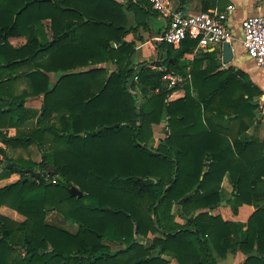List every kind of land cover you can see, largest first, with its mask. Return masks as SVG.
<instances>
[{
    "label": "trees",
    "instance_id": "obj_1",
    "mask_svg": "<svg viewBox=\"0 0 264 264\" xmlns=\"http://www.w3.org/2000/svg\"><path fill=\"white\" fill-rule=\"evenodd\" d=\"M125 1L0 0V166L11 160L9 172L41 170L0 186V207L24 216L0 212V264H170L165 255L214 264L238 248L248 253L240 264H264L262 89L244 70L221 67L214 52L215 67L195 60L190 81L168 87L163 74L194 50L192 38L173 62L164 59L167 69L147 62L135 71L128 14L131 3L144 13L151 4ZM23 77L25 87L13 91ZM40 96L39 108L26 104ZM163 118L165 136L148 144ZM32 143L43 148L39 162L5 151ZM71 183L84 194L71 195ZM221 200L234 213L243 204L254 209L244 221L215 212L220 204L205 210ZM51 209L77 230L48 222Z\"/></svg>",
    "mask_w": 264,
    "mask_h": 264
},
{
    "label": "crops",
    "instance_id": "obj_2",
    "mask_svg": "<svg viewBox=\"0 0 264 264\" xmlns=\"http://www.w3.org/2000/svg\"><path fill=\"white\" fill-rule=\"evenodd\" d=\"M173 5L182 9L187 13H194L203 8V0H172ZM126 2V1H123ZM209 8H218L225 10L229 5H233V10L229 13V25L234 32L235 39L232 41L234 49V58L228 63L222 62V43L210 44L204 49L194 50L192 52L187 51L182 56H176L175 71L186 74L188 71L191 73L193 62L200 60V67L204 69L206 67H215V62L212 61V52L215 53V58L220 62L221 67H228L233 65L235 68H239L248 73L253 83L258 85L262 89V94L259 96L260 110L259 117L262 119V123L259 124L260 136L264 135V68L256 64L254 59L250 57L244 47L241 44L242 28L241 20L251 14L264 12V0H207ZM132 4V10L128 16L130 18L131 25L134 29H131L126 34L125 38L129 41L135 42V51L132 56V67L135 71L144 63H157L163 61L169 56V61L173 62L172 56H175V52L180 46H174L170 51L169 47L162 44V41L158 39L163 30L167 27L169 18L159 14L151 6L147 7V13L144 10H140L135 3ZM133 8L139 9L137 15ZM139 19V20H138ZM17 42L19 41L18 38ZM171 55V56H170ZM165 66V65H164ZM192 77V75H191ZM190 77V78H191ZM190 81V80H188ZM166 121L165 118L158 124L154 125V135L151 142L158 140L165 136ZM255 130V125L250 126L243 132L242 136H250ZM222 186L227 193L233 190V185L227 176L222 181ZM254 206L250 204H243L239 206L238 211L234 213L228 206L223 211L227 213L226 217H230L233 220L244 221L253 211ZM222 211V210H221ZM228 213H230L228 215ZM182 221L181 218H178ZM166 258H170V264H176V260L168 255ZM248 257V253H245L240 248L237 250H230L224 257H218L214 264H240Z\"/></svg>",
    "mask_w": 264,
    "mask_h": 264
},
{
    "label": "built area",
    "instance_id": "obj_3",
    "mask_svg": "<svg viewBox=\"0 0 264 264\" xmlns=\"http://www.w3.org/2000/svg\"><path fill=\"white\" fill-rule=\"evenodd\" d=\"M125 1V0H120ZM152 8L159 14L169 18L167 27L158 37L173 46H180L186 38L195 39V50L204 49L210 44H219L235 39L233 30L229 25V13L234 6L227 9L218 8L201 9L194 13H187L173 5L172 0H147ZM241 44L247 54L256 64L264 68V12L251 14L241 20ZM153 68L167 69L162 64H152ZM191 73L181 74L175 70H167L163 79L168 87L183 84L190 80ZM136 79V76L134 77Z\"/></svg>",
    "mask_w": 264,
    "mask_h": 264
},
{
    "label": "rangeland",
    "instance_id": "obj_4",
    "mask_svg": "<svg viewBox=\"0 0 264 264\" xmlns=\"http://www.w3.org/2000/svg\"><path fill=\"white\" fill-rule=\"evenodd\" d=\"M11 40H12L13 43H16L18 39L12 38ZM32 70L34 71V70H36V68H33ZM13 75H17V73H14ZM53 78L55 79V77H53ZM25 84H26V79L23 77L20 81L13 83V87H12L13 91L21 90L23 87H25ZM41 103H42V97L41 96L40 97L31 98V99L26 101V104L28 106L36 107V108H39L41 106ZM28 123L29 124H34V121H30ZM261 123H262V119H261ZM10 132H11V134H14L16 132V128L15 127H11V131ZM165 132H166V130H165ZM152 139H153V137L149 140L148 144H155L156 145L158 143V140H155L152 143L151 142ZM0 144L3 145L2 143H0ZM5 149H6L5 151L8 154V156L11 157L14 160L18 159V158H25V159H30V160L35 161V162H39L42 159L43 148H41L37 143H32V144L28 145L27 147H22V146L21 147H15V148L5 147ZM9 163H12V167L8 166ZM13 166H14V163L11 160H5L3 166H0V172H3L4 174H6L4 177L0 178V186L6 185V184L11 183V182H14V181L20 179L22 176H23V178L24 177H28V178L30 177L31 178V176H29V173H25L24 175H22L21 173L16 172V171L15 172H13V171L9 172V171L5 170V169L13 168ZM32 168H34V170H36V171H40V174H41V170L39 169V167H32ZM48 169L53 171L52 175H53L54 179H56V178L60 179L61 178V176L57 173V170L51 164H48ZM222 201H225V200H221L220 202L217 203V204L221 205L220 207L216 208L218 206V205H216L215 207H212L211 209H215L216 208L214 210L215 212H220L224 216H227V213L224 212L223 210L226 207H228V206L230 207V205L225 207V204L227 202L225 204H222ZM214 204H216V203H214ZM108 207L110 208L111 206L108 205ZM175 207H176V205H174V208ZM0 212L10 216L12 219L17 220V221L18 220H22L23 217H24L17 210H15L12 207L7 206V205H2L0 207ZM229 214L230 213H228V215ZM46 220L48 222H50V223H53V224H55L57 226H60V227H64V228H66V229H68L70 231H73V232H75L77 230V227H78L76 223L67 220L66 218H64V216L60 212H58L55 209H51V210L48 211V213L46 215ZM112 247L113 248H117V247H119V244L118 243L117 244H112ZM23 250L24 249H22L21 252H23Z\"/></svg>",
    "mask_w": 264,
    "mask_h": 264
},
{
    "label": "water",
    "instance_id": "obj_5",
    "mask_svg": "<svg viewBox=\"0 0 264 264\" xmlns=\"http://www.w3.org/2000/svg\"><path fill=\"white\" fill-rule=\"evenodd\" d=\"M222 50H223L222 62L224 64L230 63L233 60V58H234V49H233L232 43L231 42H228V41H224L222 43ZM80 134L84 135L85 132L84 131H81ZM8 166L9 167H12V163H9ZM21 169L25 173H29V176H31V177L39 178V176H40V171H36L32 167H25V168H21ZM27 178L28 177H24L23 178V181L26 180ZM68 191H69V193L71 195H77L79 197L84 194V192L76 184H73V183L70 184V186L68 188ZM183 199H181L180 202H182ZM225 203H226V200L225 201H222V204H225ZM216 205H218V204L217 203L216 204H212L211 207L206 208L205 210H210L212 207H215ZM197 211L199 212V211H203V210L202 209H199ZM155 219H156V217H155ZM135 226H136V229H137V226H138V223L137 222L135 223ZM1 236H2V234H1ZM87 256H89V255L87 254Z\"/></svg>",
    "mask_w": 264,
    "mask_h": 264
},
{
    "label": "flooded vegetation",
    "instance_id": "obj_6",
    "mask_svg": "<svg viewBox=\"0 0 264 264\" xmlns=\"http://www.w3.org/2000/svg\"><path fill=\"white\" fill-rule=\"evenodd\" d=\"M41 175V174H40Z\"/></svg>",
    "mask_w": 264,
    "mask_h": 264
}]
</instances>
